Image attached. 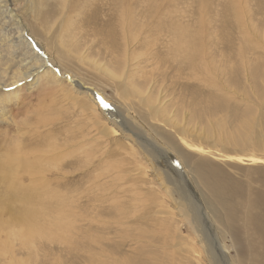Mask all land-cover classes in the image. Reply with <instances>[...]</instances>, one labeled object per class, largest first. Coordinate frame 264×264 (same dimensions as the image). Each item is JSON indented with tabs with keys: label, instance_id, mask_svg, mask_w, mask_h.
<instances>
[{
	"label": "rangeland",
	"instance_id": "1",
	"mask_svg": "<svg viewBox=\"0 0 264 264\" xmlns=\"http://www.w3.org/2000/svg\"><path fill=\"white\" fill-rule=\"evenodd\" d=\"M263 195L264 0H0V264H264Z\"/></svg>",
	"mask_w": 264,
	"mask_h": 264
},
{
	"label": "bare ground",
	"instance_id": "2",
	"mask_svg": "<svg viewBox=\"0 0 264 264\" xmlns=\"http://www.w3.org/2000/svg\"><path fill=\"white\" fill-rule=\"evenodd\" d=\"M87 108H88V106H87ZM133 119V118H132ZM129 121V120H128ZM131 121V120H130ZM132 123V122H131ZM27 124V123H26ZM119 125H121V127L123 128L124 126H125V129H126V131H128V132H126V135H124V138H126V139H128V140H130V141H132V142H134L137 146H139L140 147V149L145 153V155L148 157L147 158V160L149 161V162H151L152 160H154L155 159V157H154V155L152 154V150H150L147 146V144H149V145H151L150 143L151 142H149L150 140L149 139H147V138H145L144 137V141L147 143V144H144L143 142H141V141H139L138 139L140 138V136H135L131 131H129V129L126 127V123L125 122H122L121 124H119ZM124 125V126H123ZM115 127H116V125H114ZM135 126V125H134ZM117 128V127H116ZM155 145V144H154ZM161 149V148H160ZM156 153V152H155ZM55 157H61V154L59 153V154H57L56 156H49L46 160H48V159H52V161H53V158H55ZM88 162V161H87ZM87 162H86V164H87ZM160 170H161V174H163L164 175V179L166 180V172H167V169H165V168H163V167H160ZM30 173V172H29ZM214 178V181L212 180V178H210L209 180H208V183L206 184V186L207 187H211V188H213L214 190H216V191H219V192H221V193H223L224 191H229L231 194H238V193H240V191H241V188L238 186V185H236V186H231L232 185V183L230 184L229 182H225L222 178H221V176H214L213 177ZM221 179L223 180L222 181V183L220 182L221 181ZM91 184V183H90ZM238 186V187H237ZM263 197H264V195H263ZM201 200V201H200ZM200 200H198V201H193V204L195 205V209H196V211H197V214L194 212L193 213V218H195V220H197V215H198V217L199 216H201V220H200V224H201V227L202 228H204V224L205 223H209V224H211V218H210V215H209V213L205 210V208H204V204H203V202H202V199H201V197H200ZM262 200V199H261ZM263 202V204H264V198H263V200L261 201V203ZM260 203V202H259ZM263 207H264V205H263ZM177 210H179V213H180V215H184V216H189L186 212H185V210L183 209V206H181V207H177ZM120 210H118V212H119ZM37 216V211H31L28 215H26V217H25V219H26V221H27V228H28V231H26V230H24L23 231V233H22V235H21V237L22 238H24V239H27L28 238V236L30 237L31 235L30 234H34L35 233V231H36V233H42V228L41 227H39L36 223H35V221H34V219H35V217ZM203 216V217H202ZM59 226H60V229L63 231V232H65L66 231V225H65V222H64V218H63V216L60 218V224H59ZM254 227H256V229H260V228H262V225H257V224H255L254 225ZM38 228H41L40 230H38L37 231V229ZM34 232V233H33ZM211 251V250H210ZM206 263L207 264H213L211 261H206Z\"/></svg>",
	"mask_w": 264,
	"mask_h": 264
},
{
	"label": "snow or ice",
	"instance_id": "3",
	"mask_svg": "<svg viewBox=\"0 0 264 264\" xmlns=\"http://www.w3.org/2000/svg\"><path fill=\"white\" fill-rule=\"evenodd\" d=\"M104 107H108V105H107V104H105V105H104Z\"/></svg>",
	"mask_w": 264,
	"mask_h": 264
}]
</instances>
